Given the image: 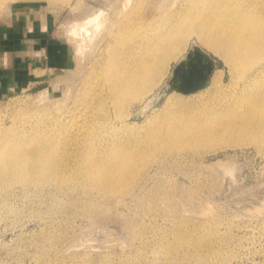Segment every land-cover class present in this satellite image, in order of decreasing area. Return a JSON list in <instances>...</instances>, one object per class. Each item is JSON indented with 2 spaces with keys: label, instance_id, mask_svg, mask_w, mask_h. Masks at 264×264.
I'll return each instance as SVG.
<instances>
[{
  "label": "rangeland",
  "instance_id": "374dc122",
  "mask_svg": "<svg viewBox=\"0 0 264 264\" xmlns=\"http://www.w3.org/2000/svg\"><path fill=\"white\" fill-rule=\"evenodd\" d=\"M240 1L264 14V0ZM106 4L108 0H3L0 34L12 32L15 46L18 32L38 41L18 52L31 80L22 89L0 95L1 127L38 134L51 121H44L42 113L52 112L47 115L53 117L65 112L64 132L72 152V144L88 140L87 134L89 141L106 144L116 130L122 129L120 137L139 133L168 93L184 98L199 93L168 89L154 106L147 107V99L135 102L123 117L126 127L116 121L103 125L91 110L88 116L71 118L73 113H67L76 97H89L93 56L77 53L68 30L91 9ZM193 45L214 60L213 69L223 70V86L231 82L235 89L241 83L231 81L224 59L192 34L149 98L169 86L173 69ZM225 89L215 95L226 94ZM255 137L251 133L245 144L230 137L213 147L161 151L149 157L121 195L95 188L89 195L85 178L64 170L59 176L0 187V264H264V141ZM201 229L215 238L197 239Z\"/></svg>",
  "mask_w": 264,
  "mask_h": 264
},
{
  "label": "bare ground",
  "instance_id": "6f19581e",
  "mask_svg": "<svg viewBox=\"0 0 264 264\" xmlns=\"http://www.w3.org/2000/svg\"><path fill=\"white\" fill-rule=\"evenodd\" d=\"M163 1L108 0L106 7L91 9L89 15L73 21L67 37L78 54L87 53L93 61L89 97L81 101L76 97L67 114L88 116L91 110L103 125L116 121L126 127L123 117L135 102L147 99L148 103L155 97L148 96L162 83L171 61L192 34L224 59L231 81L241 83L233 89L230 82L226 88L221 82L223 70L212 69L210 85L206 82L194 97L168 93L139 133L120 137L122 129L116 130L106 144L89 141L87 134L88 140L72 144V152L64 132L65 112L53 117L47 115L52 112L42 113L44 121H51L38 134L14 133L0 126L1 190L13 182L59 176L64 170L85 178L89 195L94 188L121 195L149 157L161 151L172 154L198 145L213 147L230 137L245 144L251 133L255 140L264 141V82L260 83L264 80V14L240 0ZM222 88L226 94L215 95ZM212 238L214 233L201 229L197 239Z\"/></svg>",
  "mask_w": 264,
  "mask_h": 264
},
{
  "label": "crops",
  "instance_id": "0c3cea01",
  "mask_svg": "<svg viewBox=\"0 0 264 264\" xmlns=\"http://www.w3.org/2000/svg\"><path fill=\"white\" fill-rule=\"evenodd\" d=\"M4 26V25H3ZM7 30L0 34V95L7 94L11 90H19L28 86L31 80L30 72L28 70L27 62L23 61L18 52L26 51L28 46L37 43L38 39L28 38L29 33L21 35L18 32L20 40L17 41L19 46H15L12 42L14 36L7 35ZM4 34V35H3ZM40 42V40H39ZM42 43V42H41ZM60 53L65 52L64 46H60ZM17 53V55L15 54Z\"/></svg>",
  "mask_w": 264,
  "mask_h": 264
},
{
  "label": "water",
  "instance_id": "95a60500",
  "mask_svg": "<svg viewBox=\"0 0 264 264\" xmlns=\"http://www.w3.org/2000/svg\"><path fill=\"white\" fill-rule=\"evenodd\" d=\"M214 66V60L201 48L193 45L186 58L175 66L173 75L169 80V86H165L155 94V97L146 106L151 107L160 102L163 98V92L168 89H177L185 94L198 90L204 86Z\"/></svg>",
  "mask_w": 264,
  "mask_h": 264
}]
</instances>
